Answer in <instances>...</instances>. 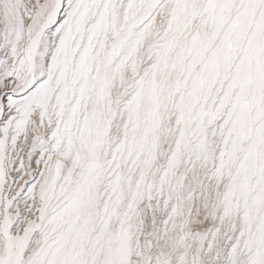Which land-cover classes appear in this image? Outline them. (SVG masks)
Segmentation results:
<instances>
[{
	"label": "snow or ice",
	"instance_id": "6c2138e0",
	"mask_svg": "<svg viewBox=\"0 0 264 264\" xmlns=\"http://www.w3.org/2000/svg\"><path fill=\"white\" fill-rule=\"evenodd\" d=\"M0 264H264V0H0Z\"/></svg>",
	"mask_w": 264,
	"mask_h": 264
}]
</instances>
